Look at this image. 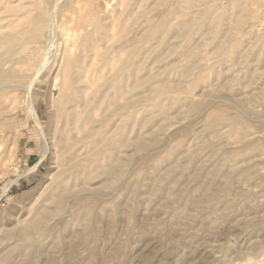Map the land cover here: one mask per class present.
<instances>
[{
  "label": "rangeland",
  "instance_id": "1",
  "mask_svg": "<svg viewBox=\"0 0 264 264\" xmlns=\"http://www.w3.org/2000/svg\"><path fill=\"white\" fill-rule=\"evenodd\" d=\"M104 1L114 3L108 13L129 4L134 16L153 2L101 0V6ZM233 1L180 0L177 17L208 9L227 19L215 41L227 34L226 47L238 42L239 49L253 52L246 60L216 63L207 48L199 49L207 25L195 29L189 43L201 57L200 67L186 78L170 47H161L168 57L163 82L178 89L174 95L181 100L155 96L147 113L159 105L165 118L142 130L137 122L129 135L144 138L145 147L127 150L126 166L112 183L99 177L85 190L79 185L57 210L45 199L62 168L52 124L59 96L53 62L61 42L57 35L45 41L35 81L0 118V264H264V0L249 7L250 30L233 28ZM170 2L150 15L157 19ZM169 18L173 26L178 23ZM174 42L171 38L170 45ZM145 51L154 53L152 45ZM149 57L150 62L154 55ZM201 70L208 76L197 82ZM188 104L194 108L188 110ZM41 204L53 214L31 239L3 237L24 227Z\"/></svg>",
  "mask_w": 264,
  "mask_h": 264
},
{
  "label": "bare ground",
  "instance_id": "2",
  "mask_svg": "<svg viewBox=\"0 0 264 264\" xmlns=\"http://www.w3.org/2000/svg\"><path fill=\"white\" fill-rule=\"evenodd\" d=\"M58 1L0 0V118L8 108L15 106L17 93L30 89L35 81V70L42 62L45 41L51 35H57L55 37H59L61 42L53 62L57 69L54 85L59 90V96L58 99L55 97L57 105L52 132L62 168L54 176L56 181L50 188V197L45 199L56 210L62 208L68 194L77 192L79 185L85 190L87 183L99 177H103L107 185L112 183L119 176L121 165L126 166L123 163L127 161V150L145 147L144 138L136 135L129 139V135L137 122H140L141 130L148 129L153 123L161 124L165 117L159 105L151 113L146 110L149 102L155 107V96H164L170 103L181 100L174 95L178 89L163 82L168 70L163 69V63L168 57L161 54V47H170L169 55L176 57L186 78L194 77L197 66L200 67L201 57L189 43L195 29L207 25L199 49L207 48L206 54L216 63L224 58L246 60L252 50L247 47L239 49L238 42L230 41L226 47L224 40L231 39L223 33L215 41L227 19L211 15L208 9L191 10L189 15L180 14L178 18L177 15L182 12L178 5L180 0H171L157 19L150 14L158 12L159 5L166 0H153L154 4L144 5L147 10L137 12L136 16L133 12L130 14L128 3L131 0L125 3V6L128 4L126 9H113L111 13L107 11L113 8L111 4L114 3L109 1H104L103 6L100 5L101 0H64L60 4ZM143 1L146 3L147 0ZM260 2L234 0L232 5L236 14L233 28L250 30L249 7L251 3ZM192 3L189 2L190 8ZM123 4L122 1L120 6ZM168 17L178 18V23L173 26ZM118 22L121 23L119 30L116 28ZM171 38L175 39L173 45H170ZM149 45H152L154 53L145 51ZM148 53L154 55L150 62ZM12 58L16 60L12 61ZM155 68L163 70L148 72ZM205 71L197 76V82L207 79ZM181 91L185 94L189 92L187 89ZM192 105L187 106L188 110L194 108ZM138 114L142 117L140 115L139 121H136ZM213 128L209 126L210 130ZM239 130L240 125L236 124V136ZM81 176L84 180L76 183L75 178ZM35 210L34 217L24 227L14 232L6 231L3 237L9 239L15 236L24 241L31 239L34 231H38L53 214L43 204ZM3 259L0 258V263Z\"/></svg>",
  "mask_w": 264,
  "mask_h": 264
}]
</instances>
